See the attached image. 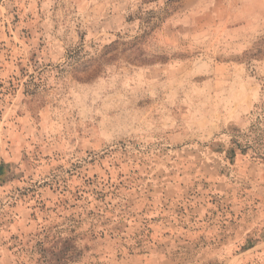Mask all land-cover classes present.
<instances>
[{
    "label": "rangeland",
    "instance_id": "374dc122",
    "mask_svg": "<svg viewBox=\"0 0 264 264\" xmlns=\"http://www.w3.org/2000/svg\"><path fill=\"white\" fill-rule=\"evenodd\" d=\"M0 264H264V0H0Z\"/></svg>",
    "mask_w": 264,
    "mask_h": 264
}]
</instances>
